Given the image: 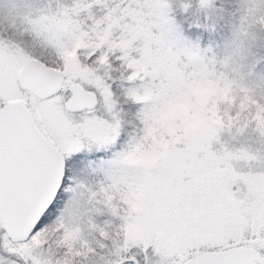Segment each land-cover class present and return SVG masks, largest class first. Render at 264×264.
<instances>
[{"label": "snow or ice", "instance_id": "obj_1", "mask_svg": "<svg viewBox=\"0 0 264 264\" xmlns=\"http://www.w3.org/2000/svg\"><path fill=\"white\" fill-rule=\"evenodd\" d=\"M261 34L264 0L0 17V264H264Z\"/></svg>", "mask_w": 264, "mask_h": 264}, {"label": "rangeland", "instance_id": "obj_2", "mask_svg": "<svg viewBox=\"0 0 264 264\" xmlns=\"http://www.w3.org/2000/svg\"><path fill=\"white\" fill-rule=\"evenodd\" d=\"M22 2V0H0V17H7L11 13L15 11L17 6ZM44 0H39L40 5H42ZM227 2V0H225ZM229 23H231V18H229ZM262 38H264V34H261ZM256 51H260V47L257 46ZM209 92L205 90H201V96L207 97ZM183 110V109H182ZM189 128L193 131L197 130L199 127V122L195 116L189 121Z\"/></svg>", "mask_w": 264, "mask_h": 264}]
</instances>
